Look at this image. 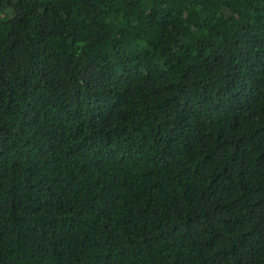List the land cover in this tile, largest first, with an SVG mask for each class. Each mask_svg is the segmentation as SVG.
<instances>
[{"label":"trees","instance_id":"16d2710c","mask_svg":"<svg viewBox=\"0 0 264 264\" xmlns=\"http://www.w3.org/2000/svg\"><path fill=\"white\" fill-rule=\"evenodd\" d=\"M0 264H264V0H0Z\"/></svg>","mask_w":264,"mask_h":264}]
</instances>
